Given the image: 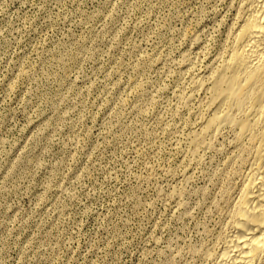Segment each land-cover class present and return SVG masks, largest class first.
<instances>
[{
  "label": "rangeland",
  "instance_id": "374dc122",
  "mask_svg": "<svg viewBox=\"0 0 264 264\" xmlns=\"http://www.w3.org/2000/svg\"><path fill=\"white\" fill-rule=\"evenodd\" d=\"M244 1L0 0V264L216 263L244 171L195 86Z\"/></svg>",
  "mask_w": 264,
  "mask_h": 264
},
{
  "label": "bare ground",
  "instance_id": "6f19581e",
  "mask_svg": "<svg viewBox=\"0 0 264 264\" xmlns=\"http://www.w3.org/2000/svg\"><path fill=\"white\" fill-rule=\"evenodd\" d=\"M238 12L226 57L195 86L208 97L206 117L191 146L196 152L206 150L228 130L233 134L229 162L244 171L215 264L264 260V0H245Z\"/></svg>",
  "mask_w": 264,
  "mask_h": 264
}]
</instances>
